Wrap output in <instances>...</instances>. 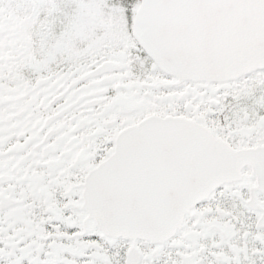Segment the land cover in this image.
Listing matches in <instances>:
<instances>
[{"label": "snow or ice", "instance_id": "snow-or-ice-1", "mask_svg": "<svg viewBox=\"0 0 264 264\" xmlns=\"http://www.w3.org/2000/svg\"><path fill=\"white\" fill-rule=\"evenodd\" d=\"M0 264H264V0H0Z\"/></svg>", "mask_w": 264, "mask_h": 264}]
</instances>
